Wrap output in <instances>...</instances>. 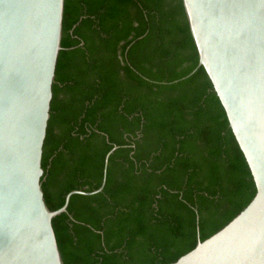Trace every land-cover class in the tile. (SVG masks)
I'll use <instances>...</instances> for the list:
<instances>
[{"label":"trees","instance_id":"obj_1","mask_svg":"<svg viewBox=\"0 0 264 264\" xmlns=\"http://www.w3.org/2000/svg\"><path fill=\"white\" fill-rule=\"evenodd\" d=\"M42 186L65 264H167L255 182L182 0H65ZM199 216V218H197ZM199 228V231H198Z\"/></svg>","mask_w":264,"mask_h":264},{"label":"water","instance_id":"obj_2","mask_svg":"<svg viewBox=\"0 0 264 264\" xmlns=\"http://www.w3.org/2000/svg\"><path fill=\"white\" fill-rule=\"evenodd\" d=\"M202 65L256 193L226 225L167 264H264V0H182ZM65 0H0V264H65L42 186ZM199 218V216H197ZM199 231V228H198Z\"/></svg>","mask_w":264,"mask_h":264}]
</instances>
